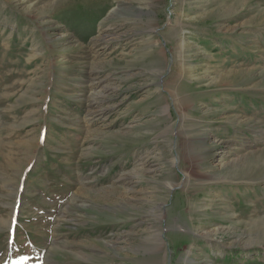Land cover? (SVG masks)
<instances>
[{"label": "rangeland", "instance_id": "obj_1", "mask_svg": "<svg viewBox=\"0 0 264 264\" xmlns=\"http://www.w3.org/2000/svg\"><path fill=\"white\" fill-rule=\"evenodd\" d=\"M0 264H264V0H0Z\"/></svg>", "mask_w": 264, "mask_h": 264}, {"label": "bare ground", "instance_id": "obj_2", "mask_svg": "<svg viewBox=\"0 0 264 264\" xmlns=\"http://www.w3.org/2000/svg\"><path fill=\"white\" fill-rule=\"evenodd\" d=\"M104 90H106L105 88H102L101 89V91H104ZM98 92V91H97ZM95 94H97L96 93V91H95V93L92 95V96H94ZM104 94V93H103ZM99 95H100V93L98 92V98H99ZM107 95V94H106ZM97 97V96H96ZM94 98V97H93ZM105 98V97H104ZM98 100H101V99H98ZM96 102H97V100H96ZM97 104V103H96ZM139 173V172H138ZM132 178H131V176L130 177H128L127 179H126V183H127V189H126V191H130L131 190V187H130V185H131V183H132V180H131ZM130 187V188H129Z\"/></svg>", "mask_w": 264, "mask_h": 264}]
</instances>
